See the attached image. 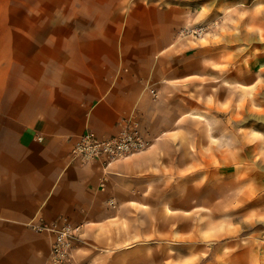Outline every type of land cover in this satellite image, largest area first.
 I'll return each instance as SVG.
<instances>
[{"label":"crops","instance_id":"0c3cea01","mask_svg":"<svg viewBox=\"0 0 264 264\" xmlns=\"http://www.w3.org/2000/svg\"><path fill=\"white\" fill-rule=\"evenodd\" d=\"M203 23L207 44L180 34ZM244 90L264 107V0H0V264H46L54 236L33 226L64 221L82 227L69 264H168L136 236L155 217L169 233L167 204L180 212L184 199L151 182L168 178L174 150H199L156 142L185 134L200 96L236 107ZM133 113L146 151L108 169L71 159L85 130L114 137ZM245 113L230 117L227 180L245 186L236 175L254 172L264 191V111Z\"/></svg>","mask_w":264,"mask_h":264},{"label":"rangeland","instance_id":"374dc122","mask_svg":"<svg viewBox=\"0 0 264 264\" xmlns=\"http://www.w3.org/2000/svg\"><path fill=\"white\" fill-rule=\"evenodd\" d=\"M211 30L213 27L209 32ZM208 33L204 36L206 44L211 41ZM226 34L222 31V35ZM218 87L216 83L215 93ZM256 92L259 93L244 90V100L236 107H230L229 101L221 103L219 99L200 96L206 106L194 116H188L184 127H178L186 131L185 134L177 137L172 133L156 142L166 140L173 146H193L195 150L197 147L199 153L192 155L188 149L184 153L174 150L173 161L168 165V178L152 180L150 193H167L172 200L180 195L184 199V210L175 212L168 202V221L165 224L162 218V225H167L169 233L160 234V218H152L153 233L137 235V245H152L155 248L151 251L161 256L167 253L168 264H264V191L255 182L257 174L238 173L237 177H248L245 186L232 185L227 180V145L228 148L230 145L227 132L237 129L230 117L237 114L233 116L235 119L245 112H263L264 107L255 105L260 97ZM247 132L254 130L251 128ZM258 151V157L262 158L264 150ZM177 156L183 165L176 170ZM153 205L159 213L160 202H153ZM176 225L181 230L172 233Z\"/></svg>","mask_w":264,"mask_h":264},{"label":"built area","instance_id":"2783aa9c","mask_svg":"<svg viewBox=\"0 0 264 264\" xmlns=\"http://www.w3.org/2000/svg\"><path fill=\"white\" fill-rule=\"evenodd\" d=\"M211 28L209 24L203 23L184 28L180 34L183 37L201 39ZM152 93L157 96L155 91ZM150 145L151 141L142 128L141 117L138 113H133L120 121L119 131L114 137L101 139L93 131L85 130L71 150V159L82 164L98 161L104 169H108L117 161L146 151ZM33 227L39 232L54 236L46 264H69L73 260L74 243L82 234L81 226L64 221L41 223Z\"/></svg>","mask_w":264,"mask_h":264}]
</instances>
